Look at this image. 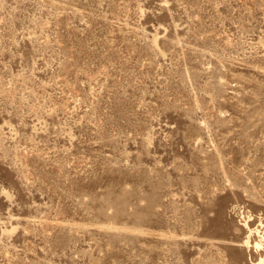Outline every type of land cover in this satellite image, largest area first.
<instances>
[{
	"label": "rangeland",
	"instance_id": "1",
	"mask_svg": "<svg viewBox=\"0 0 264 264\" xmlns=\"http://www.w3.org/2000/svg\"><path fill=\"white\" fill-rule=\"evenodd\" d=\"M247 217L264 0H0V264H257Z\"/></svg>",
	"mask_w": 264,
	"mask_h": 264
},
{
	"label": "bare ground",
	"instance_id": "2",
	"mask_svg": "<svg viewBox=\"0 0 264 264\" xmlns=\"http://www.w3.org/2000/svg\"><path fill=\"white\" fill-rule=\"evenodd\" d=\"M250 217H247L246 221L244 220L245 227L247 228V237L244 241V244L247 248H252L257 253H259L257 264H264V225L262 224V222L260 223V225L258 224L259 226H255V228H252L249 224Z\"/></svg>",
	"mask_w": 264,
	"mask_h": 264
}]
</instances>
